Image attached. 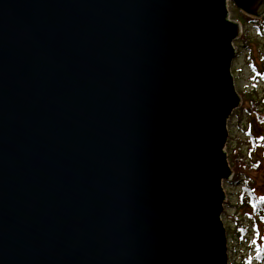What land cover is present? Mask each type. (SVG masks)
Here are the masks:
<instances>
[{"label":"water","instance_id":"obj_1","mask_svg":"<svg viewBox=\"0 0 264 264\" xmlns=\"http://www.w3.org/2000/svg\"><path fill=\"white\" fill-rule=\"evenodd\" d=\"M227 3L0 0V264H228Z\"/></svg>","mask_w":264,"mask_h":264},{"label":"rangeland","instance_id":"obj_2","mask_svg":"<svg viewBox=\"0 0 264 264\" xmlns=\"http://www.w3.org/2000/svg\"><path fill=\"white\" fill-rule=\"evenodd\" d=\"M227 4L228 19L242 26V34L233 42L237 54L230 67L234 90L241 102L227 118L223 151L232 171L233 155L243 157L253 169L236 182L232 179L223 182L225 202L221 222L227 239L228 264H264V253L261 259H256L264 247V218L254 214L250 204H240L244 184L257 198L264 199V143L258 142L257 146L248 143L252 137L264 134V126L255 114L247 112L249 101L253 100L264 116V35L259 34L255 24L238 20L239 10L232 3ZM239 227L245 230L243 240L236 233Z\"/></svg>","mask_w":264,"mask_h":264},{"label":"trees","instance_id":"obj_3","mask_svg":"<svg viewBox=\"0 0 264 264\" xmlns=\"http://www.w3.org/2000/svg\"><path fill=\"white\" fill-rule=\"evenodd\" d=\"M238 18H239L238 20H240L242 23L246 21L248 23L255 24L259 34L264 35V17H261L259 19H254V18H250L244 14L239 13ZM243 40L245 41V38H243ZM262 102H264V100H262ZM249 104H250V107L247 112L253 115L255 114V116L257 117V120L264 126V116L258 111L257 103L254 102L253 100H250ZM258 142L262 144L264 143V134L260 138L252 137L248 143L252 145L256 144L257 146ZM231 160H232L231 161L232 169L234 172L232 182L233 180L234 182L238 181L240 179V176L246 175L249 171L253 169V165L248 163L246 160H244L243 157L241 158L240 155H237V157L236 155H233ZM240 199H241V203H240L241 205L250 204L253 208V213L259 214L261 218H264V199L257 198L251 192L250 187L247 184H244V189L242 190ZM236 233L240 240L244 239L245 230L243 228L239 227V230H237ZM263 253H264V247L257 254L256 259L258 260L261 259Z\"/></svg>","mask_w":264,"mask_h":264},{"label":"bare ground","instance_id":"obj_4","mask_svg":"<svg viewBox=\"0 0 264 264\" xmlns=\"http://www.w3.org/2000/svg\"><path fill=\"white\" fill-rule=\"evenodd\" d=\"M224 152V151H223ZM224 182V181H223ZM223 182H222V184H223ZM222 186V185H221Z\"/></svg>","mask_w":264,"mask_h":264}]
</instances>
